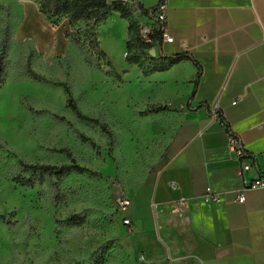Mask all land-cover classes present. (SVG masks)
Instances as JSON below:
<instances>
[{"label":"rangeland","instance_id":"obj_1","mask_svg":"<svg viewBox=\"0 0 264 264\" xmlns=\"http://www.w3.org/2000/svg\"><path fill=\"white\" fill-rule=\"evenodd\" d=\"M36 19L60 40L47 46L26 33L23 28ZM105 24L99 27V45L122 75L128 64L117 46L119 28ZM68 30L66 20H47L32 1L0 0V264H97L99 259L103 264H198L147 257L133 236L135 227L122 224L130 219L128 211L116 207L120 196H131L165 166L177 113L155 88L123 76L122 83L110 78L106 64H96L65 38ZM62 85L81 113L106 125L111 135L66 108ZM64 149L88 172L72 174L59 186L23 188L12 182L21 175L13 155L60 167L71 162L58 153ZM149 212L153 222L151 202ZM72 216L82 223L70 224ZM154 236L158 253L167 256Z\"/></svg>","mask_w":264,"mask_h":264},{"label":"crops","instance_id":"obj_2","mask_svg":"<svg viewBox=\"0 0 264 264\" xmlns=\"http://www.w3.org/2000/svg\"><path fill=\"white\" fill-rule=\"evenodd\" d=\"M116 1L121 0H107ZM125 1L136 12L138 6L150 10L159 2ZM165 4L172 42L155 47L154 58L190 56L200 66L201 78L191 97L198 69L190 60L146 77L137 66L126 65L120 75L150 91L155 88L163 104L178 115L165 166L129 196L133 236L142 241L147 257L264 264V189L246 191L245 202H236L242 189L239 163L227 148L225 129L212 115L215 106L252 157L245 179L264 181V0H165ZM104 26L119 28L117 46L125 61L128 23L111 13ZM209 191L218 203L206 200ZM154 233L167 256L158 253Z\"/></svg>","mask_w":264,"mask_h":264},{"label":"trees","instance_id":"obj_3","mask_svg":"<svg viewBox=\"0 0 264 264\" xmlns=\"http://www.w3.org/2000/svg\"><path fill=\"white\" fill-rule=\"evenodd\" d=\"M35 3L41 15L53 23L66 20L69 30L65 33V38L69 39L73 44L78 45L94 57L96 64L102 62L109 67L108 76L118 83H122L121 76L117 74L109 62L105 60V54L100 48L98 42L99 27L106 23L111 13H117L120 19L128 23V40L126 43L125 61L128 65L137 66L143 76H150L156 72H163L176 65L177 63L190 60L198 69L194 89L191 97L195 95L196 87L201 78L200 66L187 55H175L172 57L159 56L157 59L146 55V50H152L162 43V35L156 32L154 35V43L150 46L141 44L138 40L139 17H148L149 13L154 9L145 10L138 6L137 12L132 11L125 0L108 3L107 0H29ZM135 13H138V17ZM4 73L3 57H0V78ZM31 75H33L31 73ZM37 78V77H34ZM65 94L68 96L66 108L75 115V117L83 122L93 124L100 127L104 133L111 135L106 125H101L97 120L90 119L83 115L75 105L74 100L69 96V91L65 85H62ZM85 140V139H84ZM1 148V146H0ZM64 154L71 162L70 164L60 167L46 164H29L18 158V167L21 175L12 179V182L23 188H34L42 186L46 182H53L54 186H59L70 175H81L88 171L83 167L75 164L71 153L64 149L58 151ZM70 224L79 225L82 220L72 216L69 219ZM97 264H103V259H99Z\"/></svg>","mask_w":264,"mask_h":264},{"label":"built area","instance_id":"obj_4","mask_svg":"<svg viewBox=\"0 0 264 264\" xmlns=\"http://www.w3.org/2000/svg\"><path fill=\"white\" fill-rule=\"evenodd\" d=\"M167 20H166V4L165 0H159L158 5L155 9L149 13L148 17H139L138 25V40L141 44L145 46H150L154 43V35L156 32H160L162 35V41L166 43H171L172 39L167 36ZM146 55H149V50L145 51ZM239 99L232 102L235 105ZM212 115L217 119L220 125L225 129L227 133V148L235 156L239 163V177L242 182V189L236 202L243 204L245 202L244 192L254 191L259 189H264V181L258 178L254 181H248L245 179V175L251 169L252 157L245 153L244 148L240 140L229 130L225 123L220 119L219 115L216 113L215 106L212 107ZM207 201L214 203L219 202V198L212 195L209 191L206 196ZM132 204V199L129 196L122 195L116 200V207L121 212H126L130 209ZM122 224L125 227L132 228L133 223L129 219H123Z\"/></svg>","mask_w":264,"mask_h":264},{"label":"bare ground","instance_id":"obj_5","mask_svg":"<svg viewBox=\"0 0 264 264\" xmlns=\"http://www.w3.org/2000/svg\"><path fill=\"white\" fill-rule=\"evenodd\" d=\"M23 30L29 33V35L37 37L41 43L47 46H52L55 42L60 40L59 36L52 33L40 19L32 21L31 24L25 26Z\"/></svg>","mask_w":264,"mask_h":264},{"label":"water","instance_id":"obj_6","mask_svg":"<svg viewBox=\"0 0 264 264\" xmlns=\"http://www.w3.org/2000/svg\"><path fill=\"white\" fill-rule=\"evenodd\" d=\"M149 55H150L151 57H154V56H155V50H154V49L150 50V51H149Z\"/></svg>","mask_w":264,"mask_h":264}]
</instances>
